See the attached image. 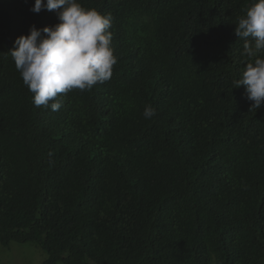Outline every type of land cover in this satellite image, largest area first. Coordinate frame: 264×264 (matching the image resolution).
Here are the masks:
<instances>
[{
    "label": "trees",
    "instance_id": "1",
    "mask_svg": "<svg viewBox=\"0 0 264 264\" xmlns=\"http://www.w3.org/2000/svg\"><path fill=\"white\" fill-rule=\"evenodd\" d=\"M78 2L111 14L119 59L52 111L10 51L56 13L0 0V243L40 264H264V105L234 88L256 0Z\"/></svg>",
    "mask_w": 264,
    "mask_h": 264
},
{
    "label": "clouds",
    "instance_id": "2",
    "mask_svg": "<svg viewBox=\"0 0 264 264\" xmlns=\"http://www.w3.org/2000/svg\"><path fill=\"white\" fill-rule=\"evenodd\" d=\"M55 12L59 23L42 29L32 25L29 34L14 41L10 51L24 85L33 94L36 107L58 111L60 94L72 90H91L111 79L118 56L112 47L111 14L85 8L78 0H35L30 9ZM235 35L244 41L243 54L248 62L234 88L244 86L251 108L264 105V0H256L239 18ZM52 101L50 104L49 102ZM156 109L147 105L145 119H152Z\"/></svg>",
    "mask_w": 264,
    "mask_h": 264
},
{
    "label": "rangeland",
    "instance_id": "3",
    "mask_svg": "<svg viewBox=\"0 0 264 264\" xmlns=\"http://www.w3.org/2000/svg\"><path fill=\"white\" fill-rule=\"evenodd\" d=\"M46 257L45 250L33 243L12 242L8 247L0 243V264H40Z\"/></svg>",
    "mask_w": 264,
    "mask_h": 264
}]
</instances>
